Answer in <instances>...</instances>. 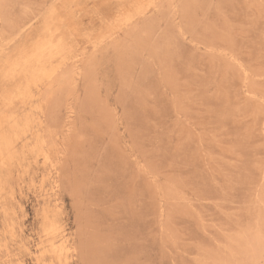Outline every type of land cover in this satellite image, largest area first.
Segmentation results:
<instances>
[{
	"label": "rangeland",
	"instance_id": "obj_1",
	"mask_svg": "<svg viewBox=\"0 0 264 264\" xmlns=\"http://www.w3.org/2000/svg\"><path fill=\"white\" fill-rule=\"evenodd\" d=\"M0 264H264V0H0Z\"/></svg>",
	"mask_w": 264,
	"mask_h": 264
},
{
	"label": "bare ground",
	"instance_id": "obj_2",
	"mask_svg": "<svg viewBox=\"0 0 264 264\" xmlns=\"http://www.w3.org/2000/svg\"><path fill=\"white\" fill-rule=\"evenodd\" d=\"M49 52H50V49H49ZM8 139V138H7Z\"/></svg>",
	"mask_w": 264,
	"mask_h": 264
}]
</instances>
